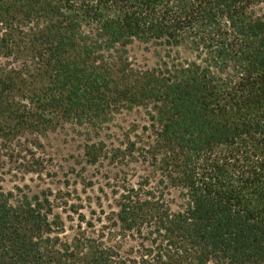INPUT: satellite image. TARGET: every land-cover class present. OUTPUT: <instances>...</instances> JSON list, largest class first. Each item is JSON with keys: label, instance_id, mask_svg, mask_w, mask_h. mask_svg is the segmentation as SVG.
I'll return each instance as SVG.
<instances>
[{"label": "trees", "instance_id": "obj_1", "mask_svg": "<svg viewBox=\"0 0 264 264\" xmlns=\"http://www.w3.org/2000/svg\"><path fill=\"white\" fill-rule=\"evenodd\" d=\"M262 3L0 0V145L144 107L140 135L112 147L89 138L84 156L153 169L118 193L108 228L139 239L127 252L104 232L66 237L51 193L0 186V264H264ZM136 40L194 59L137 66Z\"/></svg>", "mask_w": 264, "mask_h": 264}, {"label": "rangeland", "instance_id": "obj_2", "mask_svg": "<svg viewBox=\"0 0 264 264\" xmlns=\"http://www.w3.org/2000/svg\"><path fill=\"white\" fill-rule=\"evenodd\" d=\"M254 11L264 16V3L256 6ZM128 50L137 66H154L161 59L177 54L184 59H194L185 48L170 47L157 41L136 40ZM148 121V111L144 107L122 109L97 130L66 124L45 134H28L6 147L0 145V186L6 191L20 186L30 193H51L55 212L65 221L66 237L72 238L81 230L90 235L104 232L109 244L118 245L125 252L131 251L138 246L139 239L121 237L118 228L108 227H112L113 213L118 210V193L123 191V186L136 184L141 176L151 175L153 169L138 159L128 167L110 163L107 159L90 164L84 156V148L89 138L103 140L110 147L122 146L128 137L135 139V135H140L137 127ZM35 159L43 166L39 168ZM167 197L175 209L182 203L177 189H172Z\"/></svg>", "mask_w": 264, "mask_h": 264}]
</instances>
